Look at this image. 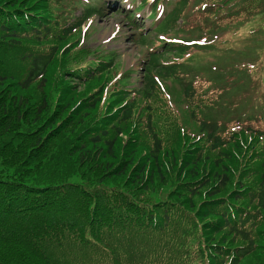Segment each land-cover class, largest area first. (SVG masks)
Listing matches in <instances>:
<instances>
[{
  "label": "trees",
  "instance_id": "16d2710c",
  "mask_svg": "<svg viewBox=\"0 0 264 264\" xmlns=\"http://www.w3.org/2000/svg\"><path fill=\"white\" fill-rule=\"evenodd\" d=\"M141 1L0 0V264H264V41L217 65L179 60L213 49V14L239 29L264 0H171L154 36ZM199 9L208 33L177 38ZM91 19L137 32L140 71L85 46Z\"/></svg>",
  "mask_w": 264,
  "mask_h": 264
},
{
  "label": "rangeland",
  "instance_id": "374dc122",
  "mask_svg": "<svg viewBox=\"0 0 264 264\" xmlns=\"http://www.w3.org/2000/svg\"><path fill=\"white\" fill-rule=\"evenodd\" d=\"M246 0H243L240 3L231 4L227 7L228 10L236 7L237 5L243 3ZM139 3L140 1L137 0ZM162 3V2H161ZM173 6H170L167 8L168 12L171 10ZM148 10L150 7H147ZM201 9V8H200ZM198 10L195 12H191L189 14L188 22L183 23L182 21H179L177 25L175 26V29H181V32L178 34L179 39H182V37H189L192 36L193 40H196L199 37L200 30L204 33H208L209 31V25H206L207 20L211 21V18L204 14L202 10ZM244 6L239 8V15L237 16H243L247 17L251 14H247L243 11ZM146 11V10H145ZM81 12L80 10L78 13ZM144 15V12H142ZM236 15H231L228 11H220L212 15V17L215 19V22L217 23L218 28H221L223 31H221L217 36H215L213 39H211V36H208V40L205 41V45L211 44L213 49L201 52L200 54H194L198 50H191V55H187V57H181L179 60L182 61H191L194 63H201L205 64L206 61L217 65V63L222 59L223 57L227 56L230 53H236L239 51H242L243 49L247 47H256L259 46V42L264 41V34L260 33L262 31L264 26V17L262 19V22L259 20L256 21H249L247 25H244L243 27L239 29H226L227 23H229L233 17ZM145 18V26H147V29L150 27V25L153 22H159L160 19L157 17L156 19L152 20L150 18L148 20V14L146 11ZM95 26H98L97 28H94ZM89 25H87L88 30ZM195 30H194V29ZM225 29V30H224ZM84 30V29H83ZM87 30L85 33V46L90 47L93 49H99L103 54H106L110 51H115L117 53V57L115 59L116 67L123 70L125 72L128 68L133 66L135 70L141 69V60L142 58H137L140 53H142L144 50L133 45L131 42L132 31L126 27L122 26V23L119 21L109 19L104 21H95L92 23L91 28L87 35ZM174 34H171V37ZM170 37V38H171ZM83 44V42H82ZM255 54L262 59L264 57V50H256ZM172 56V55H171ZM171 56H168L165 60L166 61H174L175 59L171 60ZM174 56V55H173ZM190 59V60H189ZM179 61V62H180ZM114 63V64H115ZM256 68L260 67V63L257 62L254 64ZM208 71H211L210 69H207ZM251 75L253 80L255 78H259L262 76V73L255 72V70H251ZM140 74H135L132 82L133 84L137 85L138 87L140 85ZM164 86L166 88V93L168 95V99H170V102L172 106L176 109L177 113L180 116H183L185 120L188 119V113L185 107V104L183 103V96L181 94V88L180 86L173 80H167L164 81ZM260 86V83L257 84ZM253 92L252 87H247L240 90V93L245 95L246 93L250 94ZM256 93V92H255ZM262 99V97H260ZM260 104L264 105V102L262 100L255 105ZM254 105V106H255ZM253 106V107H254ZM257 110L255 108L251 109L250 113H256ZM188 127H191V125H187Z\"/></svg>",
  "mask_w": 264,
  "mask_h": 264
}]
</instances>
